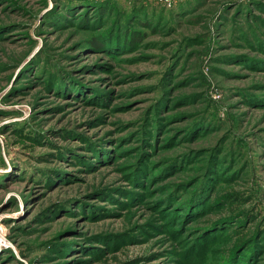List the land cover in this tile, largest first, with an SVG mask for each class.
Masks as SVG:
<instances>
[{
  "label": "rangeland",
  "instance_id": "obj_1",
  "mask_svg": "<svg viewBox=\"0 0 264 264\" xmlns=\"http://www.w3.org/2000/svg\"><path fill=\"white\" fill-rule=\"evenodd\" d=\"M76 1L0 0V264H264V0Z\"/></svg>",
  "mask_w": 264,
  "mask_h": 264
},
{
  "label": "trees",
  "instance_id": "obj_2",
  "mask_svg": "<svg viewBox=\"0 0 264 264\" xmlns=\"http://www.w3.org/2000/svg\"><path fill=\"white\" fill-rule=\"evenodd\" d=\"M90 3H94V1H91V0H79V1H76L75 3H72L69 6H65L66 8H64L65 9L64 13H67L66 9L70 10V11L74 10V12L78 15V16H76V20H77V18H78V20H77V22L72 23V24L78 26L79 28H84L85 26L96 27V23H94L92 25H84L82 23V22L89 23V21H90L88 13L85 12V10L91 5ZM75 8H79V9L76 10ZM90 23H91V21H90ZM103 28H104V26H101V28H99V29H101V32H98L99 35H94V36L92 35L93 37L91 36L92 38H90L95 46L101 45V43H100L101 40L100 39H102V35L104 34V31H105ZM215 149H216V147H210V148H207V151L211 155V153H213L215 151ZM210 155H209V157H210ZM218 161H220V160H218ZM94 165H98V164H94ZM206 172H208L209 174L212 173L214 178H213V176L210 177V181L212 180V178H213V180H212V184L210 182L209 185H208V188L205 191L207 196H205V193H204L203 196L201 197L202 199H204L202 205L204 203H210L211 204V202H206V201H210L211 196H212V194L214 192V188L216 186V183L220 179L219 178V174H221V171H220L219 164L213 165V164L208 162L204 166V173H206ZM127 176H128V174H127ZM199 182L203 183L201 181H199ZM200 183L196 184V186L193 188L194 190L192 189L193 190L192 192H190V191L188 192V194L186 195V197L188 196V198H187V200H185L184 204L182 203L181 209L187 210V209H191L192 208L191 207L192 204H193L192 199H194V195L197 193L196 192V188L200 185ZM194 214L195 213L192 212L191 215L194 216ZM216 228H218V227L216 226ZM253 237L251 238V241L253 240ZM245 240H247V238ZM245 240L240 241L238 244H236L234 247H232L231 249H229L225 253L220 252L219 248L215 249L214 252H213V254H214L213 258H215V259L213 261H210V262L208 261V262H206L204 264H249V260L247 258H245V256L248 255V253L250 254V251L253 248L252 247L253 245H252L251 241L248 242V244H246L248 246L247 249L238 251L239 248L242 247L241 245L243 244V242Z\"/></svg>",
  "mask_w": 264,
  "mask_h": 264
},
{
  "label": "built area",
  "instance_id": "obj_3",
  "mask_svg": "<svg viewBox=\"0 0 264 264\" xmlns=\"http://www.w3.org/2000/svg\"><path fill=\"white\" fill-rule=\"evenodd\" d=\"M158 1L166 5H171L175 0H158Z\"/></svg>",
  "mask_w": 264,
  "mask_h": 264
}]
</instances>
